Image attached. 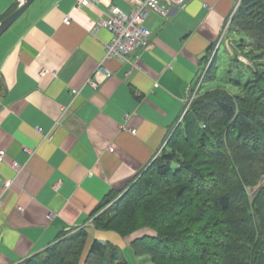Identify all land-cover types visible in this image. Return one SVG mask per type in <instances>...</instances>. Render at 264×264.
I'll use <instances>...</instances> for the list:
<instances>
[{"label": "crops", "instance_id": "0c3cea01", "mask_svg": "<svg viewBox=\"0 0 264 264\" xmlns=\"http://www.w3.org/2000/svg\"><path fill=\"white\" fill-rule=\"evenodd\" d=\"M21 1L0 0V18ZM240 1L186 0L167 17L151 12L148 46L128 61L106 60L111 76L100 77L97 89L87 80L111 34H94V25L109 6L129 12L137 0L81 8L76 0H33L0 36V264L42 251L69 229H88L112 191L152 162ZM106 234L97 239L121 248ZM134 237L122 238V246Z\"/></svg>", "mask_w": 264, "mask_h": 264}, {"label": "trees", "instance_id": "16d2710c", "mask_svg": "<svg viewBox=\"0 0 264 264\" xmlns=\"http://www.w3.org/2000/svg\"><path fill=\"white\" fill-rule=\"evenodd\" d=\"M16 8L17 5L11 7L0 20ZM228 35L238 36L237 49L249 61L263 58L264 0H241L232 16ZM249 48L257 49L259 54L250 56ZM214 49L211 48L202 61ZM231 80L236 86L243 87L246 99L242 97L239 98L241 102H233L217 92L196 96L184 114L182 124L171 132L161 152L115 202L127 203L138 198L137 190L148 187L146 176H156L167 185L181 184L172 196L176 202L184 200L189 190L198 197L205 195L210 207L205 208L206 201L201 202L202 206L199 204L196 208L197 214L187 221L186 230L174 237L163 236L151 225L131 230L135 237L130 245L154 241L148 251L158 260L182 264L190 261L198 264H264V183L254 195L248 192V188L258 185L264 174V169L258 168L264 162V68L255 70L245 84L233 77ZM191 134H194L193 142L202 150V156L212 159L209 163L212 170L206 175L185 158L173 154L171 146L186 142ZM194 184L195 188H192ZM116 195L112 191L108 198ZM166 203L169 205L168 199L164 205ZM192 204H186L184 211L193 207ZM209 210H216L225 217L194 228L193 224L199 223ZM98 217L103 219L105 213ZM213 227L215 231L211 230ZM150 231L155 234H149ZM86 236L85 230L71 235L63 232L57 241L15 264H63L66 251L63 245ZM106 253L110 264H128L117 245L92 240L89 254L103 258Z\"/></svg>", "mask_w": 264, "mask_h": 264}, {"label": "rangeland", "instance_id": "374dc122", "mask_svg": "<svg viewBox=\"0 0 264 264\" xmlns=\"http://www.w3.org/2000/svg\"><path fill=\"white\" fill-rule=\"evenodd\" d=\"M230 25L231 21L221 43L214 50H212V52H210L202 62L198 78L190 93L184 99L182 112L172 131H174L179 124H182L181 120L184 114L191 106L192 100L199 94L217 92L222 97L228 96V98L233 102H241L239 98L241 99L242 97H245L243 100L246 99V93L243 87L233 84V80H231V78L233 77L236 81L245 84L247 80H250L253 77L255 70L261 71L264 68V57L261 59L258 58L257 61H249L246 57L239 53L236 46L238 36L232 38L228 35ZM258 54L257 49L250 50V56L255 57V55ZM193 139L194 134H191L186 142L179 141L180 144L171 146L173 154L178 155L181 158H185L186 162L196 166L198 171H201L204 175H206L208 174L207 172H209L208 170L212 168V166L209 165L212 159H206V157L202 156V150L198 149L197 145L194 144ZM258 168L262 171L264 169V162L263 164H260ZM139 176L130 183L132 184L138 180ZM231 177H233V175ZM145 178H147V180H145L148 183V187H143L142 190H137V194H139L138 198L131 199L127 203H115L117 199L123 196V194L130 187L131 184L128 183L125 187L115 190L117 195L104 201L93 213L90 218L88 229L84 226L72 228L65 232L67 235H71L78 233L80 230H85L87 232V236L82 239L78 238L69 245H63V248L66 250L65 253H63L65 258L63 264H74L75 260V264H110L107 259L108 253H106L103 258L89 254L91 242L92 240L97 239L98 233H108L106 236H115V238L119 240L117 242H113L120 243L122 255L128 264H182L167 260H158L157 257L148 251V247L152 245L154 241L136 242L133 246L130 245L131 241L128 243L126 242L127 244H125V246H122V242L120 241L123 240L122 238L125 239L127 236L130 237L134 235L135 233H130L131 230H134L142 225L154 226L158 231H160V233H162L163 236L174 237L179 232L186 230V223L188 220L193 218L195 214H197L198 211L196 208L200 207L199 204L201 205V202L206 201L203 205H205V208H209V202L207 201L205 195H200L199 197L195 196L191 190H189L187 194L188 196L185 194L186 197L184 200L176 202L172 196L181 184H168V186L167 182L164 180L160 181L156 176H146ZM263 183L264 174L261 176L257 186L248 188L249 194L251 196L254 195L255 191ZM192 188H195V184ZM167 199L170 203L169 205L167 203L164 205V202L167 201ZM186 204H192L194 206H191L187 209V211H184ZM173 205L174 207L172 208ZM101 213H105V217L103 219L98 217ZM224 217V215L216 210H209V213H207V215H205L199 223L193 224V227L195 226L194 228H198L207 222L209 224L210 221H214V219L219 220ZM211 230L215 231L214 227ZM141 233L139 234L141 235ZM149 234L155 233L150 231ZM97 240H100L103 244L110 242L106 241L105 238ZM179 246L180 245L178 244V247ZM109 249L110 247L107 250ZM198 263L199 262L190 261L184 264ZM114 264L119 263L114 262Z\"/></svg>", "mask_w": 264, "mask_h": 264}, {"label": "built area", "instance_id": "2783aa9c", "mask_svg": "<svg viewBox=\"0 0 264 264\" xmlns=\"http://www.w3.org/2000/svg\"><path fill=\"white\" fill-rule=\"evenodd\" d=\"M99 0H76V8L88 7L96 4ZM186 0H137L135 6L129 12L121 10L118 6L111 5L105 12L104 16L99 18L94 25L93 33L96 34L101 29H106L111 34V39L104 46V54L102 59L96 65L93 75L87 80V83L93 89H97L101 79H108L111 71L105 66L104 62L109 59H117L128 61L131 52L138 48H145L149 44L150 30L145 26V21L151 12H155L162 17H167L173 7H181ZM231 19V18H230ZM226 22L221 34H225L230 21ZM70 18L65 16L64 23H69ZM220 38V39H221ZM46 70L39 72L40 76H44ZM76 94V90L72 91ZM125 129V127L123 126ZM135 132V130H131ZM24 151L31 154L32 152L24 148ZM6 157L4 149L0 148V163ZM11 166L14 170L19 171L21 165L16 161H12ZM12 182L7 179L3 182L4 189H7Z\"/></svg>", "mask_w": 264, "mask_h": 264}, {"label": "water", "instance_id": "95a60500", "mask_svg": "<svg viewBox=\"0 0 264 264\" xmlns=\"http://www.w3.org/2000/svg\"><path fill=\"white\" fill-rule=\"evenodd\" d=\"M33 0H22L17 8L0 20V36L23 14Z\"/></svg>", "mask_w": 264, "mask_h": 264}]
</instances>
